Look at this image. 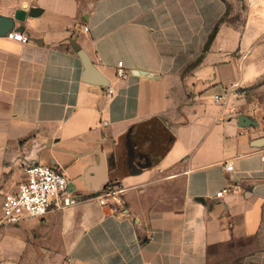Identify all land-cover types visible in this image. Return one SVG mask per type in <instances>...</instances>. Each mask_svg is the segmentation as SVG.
Instances as JSON below:
<instances>
[{
  "label": "crops",
  "instance_id": "crops-1",
  "mask_svg": "<svg viewBox=\"0 0 264 264\" xmlns=\"http://www.w3.org/2000/svg\"><path fill=\"white\" fill-rule=\"evenodd\" d=\"M261 1H248L240 29L223 21L225 0H21L0 11L29 38L0 36V207L32 161L63 171L76 199L0 228V264H264V112L238 95L264 87L249 70L264 58V25L247 35ZM71 43L106 87L84 82ZM227 54L245 67L237 81L212 70ZM216 85L224 93L206 96ZM240 115L256 125L240 127ZM109 184L121 206L100 203Z\"/></svg>",
  "mask_w": 264,
  "mask_h": 264
},
{
  "label": "built area",
  "instance_id": "built-area-1",
  "mask_svg": "<svg viewBox=\"0 0 264 264\" xmlns=\"http://www.w3.org/2000/svg\"><path fill=\"white\" fill-rule=\"evenodd\" d=\"M84 30L87 28L84 27ZM5 36L19 43L29 41L28 36L15 31H9ZM115 75L119 78L125 77L121 62L117 63ZM107 93H111L110 88ZM214 100L219 102V96H214ZM224 168L231 170V165L225 164ZM23 173L25 180L17 185L16 191L3 197L0 228L14 226L24 217L42 219L51 208L62 210L76 203L74 195L68 191L69 181L63 171L32 161L23 166ZM228 191V188H224L217 192L215 197L220 198ZM98 199L102 204L121 206V190L114 184H109L102 190Z\"/></svg>",
  "mask_w": 264,
  "mask_h": 264
},
{
  "label": "rangeland",
  "instance_id": "rangeland-1",
  "mask_svg": "<svg viewBox=\"0 0 264 264\" xmlns=\"http://www.w3.org/2000/svg\"><path fill=\"white\" fill-rule=\"evenodd\" d=\"M21 0H0V11L7 9L10 5L17 4ZM226 2V13L223 16V21L233 25L236 29H240L243 25L245 18L248 12V0H225ZM85 5V1L83 2ZM251 18L249 16L247 35L257 34L258 30L262 28L264 25V1L257 3L256 7H254L251 11ZM216 65L213 66L214 72L216 73V79L219 81L221 79H235L238 80V77L241 73V70H245V67L242 68L237 60L236 54H227L221 56L218 59V62H215ZM258 63V64H257ZM264 58L262 57L258 62H253V65L249 70L258 71L259 76L264 74ZM263 70V71H262ZM238 95L240 96L242 93L252 101L259 103L260 108L264 112V87L263 89H257L253 86L250 88H241L238 89ZM241 90V91H240ZM208 94L206 96H211L213 93L223 94L225 90H221L219 85L213 86L208 90ZM24 217L18 224L21 226ZM16 224V225H18ZM14 225V226H16ZM23 228V227H22Z\"/></svg>",
  "mask_w": 264,
  "mask_h": 264
},
{
  "label": "water",
  "instance_id": "water-1",
  "mask_svg": "<svg viewBox=\"0 0 264 264\" xmlns=\"http://www.w3.org/2000/svg\"><path fill=\"white\" fill-rule=\"evenodd\" d=\"M249 2H253L254 0H248ZM41 13V10L38 8H30L28 15L29 17H37ZM13 22L10 17H5L0 15V36H5L9 31L12 30ZM15 32H19V30L15 29ZM73 50L77 53L79 59L81 60L83 66V80L87 84L95 85L98 87H106L107 81L102 76V74L93 66L88 55L76 44L71 43ZM238 123L240 127L256 125L245 117L240 115L238 117ZM258 142L264 144V137L260 139ZM260 143V144H261ZM165 151V150H164ZM134 172H138L141 169L136 171L135 166L133 167Z\"/></svg>",
  "mask_w": 264,
  "mask_h": 264
},
{
  "label": "trees",
  "instance_id": "trees-1",
  "mask_svg": "<svg viewBox=\"0 0 264 264\" xmlns=\"http://www.w3.org/2000/svg\"><path fill=\"white\" fill-rule=\"evenodd\" d=\"M216 29H217V28L215 27L214 30H213V33L211 34L210 39H212V37L214 36V33H215Z\"/></svg>",
  "mask_w": 264,
  "mask_h": 264
}]
</instances>
